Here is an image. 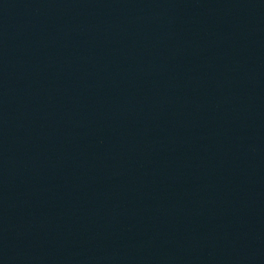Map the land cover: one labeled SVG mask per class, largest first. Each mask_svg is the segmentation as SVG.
<instances>
[{
    "label": "water",
    "instance_id": "water-1",
    "mask_svg": "<svg viewBox=\"0 0 264 264\" xmlns=\"http://www.w3.org/2000/svg\"><path fill=\"white\" fill-rule=\"evenodd\" d=\"M0 264H264V0H0Z\"/></svg>",
    "mask_w": 264,
    "mask_h": 264
}]
</instances>
